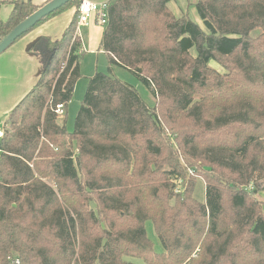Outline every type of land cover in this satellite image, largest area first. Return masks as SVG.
<instances>
[{"label": "trees", "instance_id": "obj_1", "mask_svg": "<svg viewBox=\"0 0 264 264\" xmlns=\"http://www.w3.org/2000/svg\"><path fill=\"white\" fill-rule=\"evenodd\" d=\"M172 1L107 2V70L89 78L71 132L55 108L66 113L81 77L78 12L60 40L30 47L40 74L0 137V264H264V0H197L200 24ZM3 4L0 42L39 8Z\"/></svg>", "mask_w": 264, "mask_h": 264}, {"label": "crops", "instance_id": "obj_2", "mask_svg": "<svg viewBox=\"0 0 264 264\" xmlns=\"http://www.w3.org/2000/svg\"><path fill=\"white\" fill-rule=\"evenodd\" d=\"M0 1L8 3L14 0ZM49 1L50 0H32V3L36 7H41ZM87 1L105 3L109 0ZM196 2L197 0H173L169 4V7L175 16L180 17L186 13L188 14L189 6L194 7ZM10 11L11 6L7 4L1 5L0 20H6ZM75 13H77V9L71 8L46 20L0 55L1 127L10 111L30 92L38 80L40 63L38 57L33 52L29 51L30 47L41 37L49 38L52 41L60 40ZM102 31L103 28L97 26L93 20H91L87 26H80L78 29L82 47V67L85 65L84 61H86L87 64L91 62L94 66V73L98 70V63L102 60H106L105 55L101 51H98ZM0 131H2V129H0Z\"/></svg>", "mask_w": 264, "mask_h": 264}, {"label": "rangeland", "instance_id": "obj_3", "mask_svg": "<svg viewBox=\"0 0 264 264\" xmlns=\"http://www.w3.org/2000/svg\"><path fill=\"white\" fill-rule=\"evenodd\" d=\"M187 16L193 22L200 24V21L197 17V13H196V10L194 7L189 6ZM257 33H258V31L253 33V36H255ZM82 62H83V57H81V59H80L81 77L76 83L75 90H74L72 99L67 106L66 113L63 114V116L58 117L59 123H61L64 120L65 128L68 132H71L73 130L74 119L78 113L81 100L84 97L89 78L92 77V75L94 73V66L92 65L91 62L87 64V62L84 61L85 65L83 67H82ZM88 62H89V58H88ZM209 66L212 69L219 72L220 74H222L224 72V69L220 65H218L215 61H212V60L209 61ZM97 71H100L103 73L106 72V60H102L101 62L98 63V70ZM113 73L120 80H122L123 82L134 87L138 91L140 97L145 101V103L147 105H149L150 107L154 106L155 99L152 96L151 92L134 75H132L131 73H129V72H127L121 68H117V67L113 68ZM0 127H1V124H0ZM0 129H2V127ZM188 174H189L190 178H193L192 171H189ZM196 180H197V184L195 187V194L194 195L198 201H203V199H204L203 186L204 185L200 179H196ZM145 229H146V234H147L148 239L153 244L154 251L156 253H162L163 252L162 247H161L160 243L158 242L157 237L154 233V229H153V225H152L151 221L146 222ZM135 262L140 263L139 260H137Z\"/></svg>", "mask_w": 264, "mask_h": 264}, {"label": "water", "instance_id": "obj_4", "mask_svg": "<svg viewBox=\"0 0 264 264\" xmlns=\"http://www.w3.org/2000/svg\"><path fill=\"white\" fill-rule=\"evenodd\" d=\"M72 0H50L39 7L34 13L19 23L9 34L0 42V55L8 50L17 39L29 32L36 24L44 18L54 13Z\"/></svg>", "mask_w": 264, "mask_h": 264}, {"label": "built area", "instance_id": "obj_5", "mask_svg": "<svg viewBox=\"0 0 264 264\" xmlns=\"http://www.w3.org/2000/svg\"><path fill=\"white\" fill-rule=\"evenodd\" d=\"M77 12H78L77 35L79 37V32H78L79 27L87 26L91 20H93L94 23L99 27H103L104 25H106L108 19V4L107 2L95 3L87 0H81ZM55 113L58 117L63 116L64 109L62 105L56 106ZM1 136H2V131H0V137ZM12 264H18V262L15 261L12 262Z\"/></svg>", "mask_w": 264, "mask_h": 264}]
</instances>
